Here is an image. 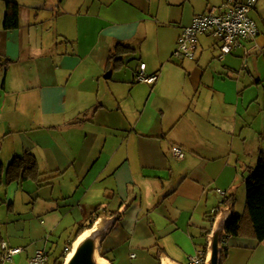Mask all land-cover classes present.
I'll list each match as a JSON object with an SVG mask.
<instances>
[{"label": "crops", "instance_id": "obj_1", "mask_svg": "<svg viewBox=\"0 0 264 264\" xmlns=\"http://www.w3.org/2000/svg\"><path fill=\"white\" fill-rule=\"evenodd\" d=\"M225 1L0 0V162L31 151L44 181L0 185V243L23 249L9 264L38 249L53 264L99 208L95 223L124 211L100 244L110 264H188L223 210L244 212L237 194L264 150V0L260 33L223 59L214 36L173 58L183 29ZM117 43L135 53L107 78ZM140 63L155 84L136 82ZM222 245L221 264H264V242Z\"/></svg>", "mask_w": 264, "mask_h": 264}, {"label": "built area", "instance_id": "obj_2", "mask_svg": "<svg viewBox=\"0 0 264 264\" xmlns=\"http://www.w3.org/2000/svg\"><path fill=\"white\" fill-rule=\"evenodd\" d=\"M258 0H226L220 6L212 7L207 13L196 16L193 22L185 27L180 35L173 58L194 60L197 55L198 39L200 36H214L220 40L221 59L232 53L242 40H252L260 32L251 12L256 9ZM138 83L153 85L158 80V74H148L145 63H140L135 75ZM173 157L182 160L186 153L182 147L173 146ZM227 198V192L219 191ZM217 216L219 210H214ZM22 248H13L6 242L0 243V264L13 262ZM135 256V255H134ZM207 251H199L188 258V264H205ZM49 253L45 249H38L29 260V264H48Z\"/></svg>", "mask_w": 264, "mask_h": 264}, {"label": "trees", "instance_id": "obj_3", "mask_svg": "<svg viewBox=\"0 0 264 264\" xmlns=\"http://www.w3.org/2000/svg\"><path fill=\"white\" fill-rule=\"evenodd\" d=\"M19 9L17 3H7L4 23L7 30L19 27ZM134 53L135 49L131 46L117 43L109 54L108 69H119L122 67L123 58ZM248 172L249 174L245 179L246 201L244 212L234 214L227 228L225 238L246 237L262 243L264 242V150L259 153L256 167L250 168ZM42 176L37 158L31 151H24L21 155L16 156L7 168L0 162V185L5 182L7 185L15 184L19 187L28 181H34L37 185H41L44 182ZM225 203L234 206L236 198L230 196L225 200ZM101 216L99 208L93 213L92 220L87 225L79 227L76 238L91 228ZM110 216L120 222L124 216V211L110 214ZM71 247L72 243L68 244L67 250L53 264H63ZM100 255L103 259H106L104 254L101 253ZM222 260L223 256L221 262Z\"/></svg>", "mask_w": 264, "mask_h": 264}, {"label": "water", "instance_id": "obj_4", "mask_svg": "<svg viewBox=\"0 0 264 264\" xmlns=\"http://www.w3.org/2000/svg\"><path fill=\"white\" fill-rule=\"evenodd\" d=\"M112 73L113 71L110 70L106 77L111 78ZM233 216V208L229 207L217 217L209 236L205 264H221L222 244ZM115 225L116 220L113 218H104L94 223L74 240L63 264H110L100 257V244L112 232ZM161 264L176 263L164 258Z\"/></svg>", "mask_w": 264, "mask_h": 264}, {"label": "rangeland", "instance_id": "obj_5", "mask_svg": "<svg viewBox=\"0 0 264 264\" xmlns=\"http://www.w3.org/2000/svg\"><path fill=\"white\" fill-rule=\"evenodd\" d=\"M8 165V164H7ZM28 182H34V181H28ZM12 187H14V188H16V185L15 184H13V186ZM15 190V189H14ZM15 192V191H14ZM238 196H237V198H238V206H237V209H238V211H239V208H241V206H244L245 205V201H246V189H245V186H244V188H242V189H240L239 190V192H238V194H237ZM241 211V210H240ZM7 243V242H6ZM9 245V244H8ZM62 249H63V244L61 245V250H59L60 252L62 251ZM101 254V253H100ZM100 257H101V255H100ZM102 258V257H101ZM103 259V258H102ZM52 261H54V259L52 260ZM9 263H11V262H7V263H4V264H9Z\"/></svg>", "mask_w": 264, "mask_h": 264}]
</instances>
